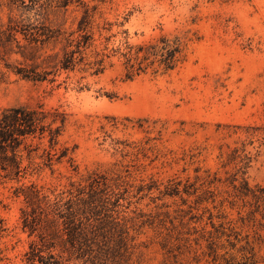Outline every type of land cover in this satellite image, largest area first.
<instances>
[{"label":"rangeland","instance_id":"rangeland-1","mask_svg":"<svg viewBox=\"0 0 264 264\" xmlns=\"http://www.w3.org/2000/svg\"><path fill=\"white\" fill-rule=\"evenodd\" d=\"M7 12L0 7V23ZM97 23L94 50L109 55L102 73L0 81V108L43 105L66 115L58 150L73 158L19 181L0 170V264H30L35 237L22 228L18 186L62 189L93 172L120 193L135 264H217L212 238L226 246L218 253L233 252L224 230L234 225L252 238L257 229L241 220L231 180L237 173L264 186V0H107ZM178 33L191 38L182 63L126 79L127 45ZM261 248L264 256V241Z\"/></svg>","mask_w":264,"mask_h":264},{"label":"trees","instance_id":"trees-1","mask_svg":"<svg viewBox=\"0 0 264 264\" xmlns=\"http://www.w3.org/2000/svg\"><path fill=\"white\" fill-rule=\"evenodd\" d=\"M107 0H8L7 19L0 23V81L11 73L35 82L55 81L61 71L100 74L108 54L94 50L100 7ZM188 34H163L145 45H127L125 77L167 73L186 57ZM66 115L43 105L0 108V170L7 179L21 180L64 158L73 164L69 148L58 150ZM40 159V161H37ZM76 168V166L74 167ZM244 174V172H242ZM241 199L242 221L257 224L255 235L241 237L234 225L229 233L233 252L215 238L209 249L217 264H264L260 254L264 235V186H250L244 175L231 180ZM117 185V184H116ZM105 174L91 173L58 189L22 183V228L35 238L25 253L30 264H135L130 219L119 210L120 193ZM248 207L247 210H243ZM255 227V226H253ZM222 234V235H223ZM234 237L230 240V237ZM244 241L239 247L238 243Z\"/></svg>","mask_w":264,"mask_h":264}]
</instances>
